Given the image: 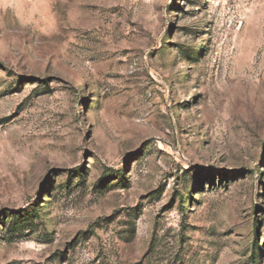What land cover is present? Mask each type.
Masks as SVG:
<instances>
[{"label":"rangeland","instance_id":"374dc122","mask_svg":"<svg viewBox=\"0 0 264 264\" xmlns=\"http://www.w3.org/2000/svg\"><path fill=\"white\" fill-rule=\"evenodd\" d=\"M0 264H264V0H0Z\"/></svg>","mask_w":264,"mask_h":264},{"label":"trees","instance_id":"16d2710c","mask_svg":"<svg viewBox=\"0 0 264 264\" xmlns=\"http://www.w3.org/2000/svg\"><path fill=\"white\" fill-rule=\"evenodd\" d=\"M15 216H16L15 219L17 220L18 218H20L21 215H19V214L17 213V214H15Z\"/></svg>","mask_w":264,"mask_h":264}]
</instances>
